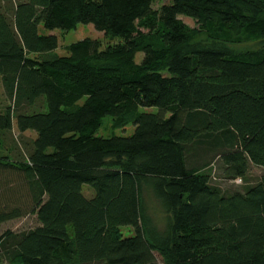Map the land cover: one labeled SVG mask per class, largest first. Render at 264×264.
Instances as JSON below:
<instances>
[{
	"label": "trees",
	"instance_id": "trees-1",
	"mask_svg": "<svg viewBox=\"0 0 264 264\" xmlns=\"http://www.w3.org/2000/svg\"><path fill=\"white\" fill-rule=\"evenodd\" d=\"M155 2L0 0V264H264V0Z\"/></svg>",
	"mask_w": 264,
	"mask_h": 264
},
{
	"label": "rangeland",
	"instance_id": "rangeland-1",
	"mask_svg": "<svg viewBox=\"0 0 264 264\" xmlns=\"http://www.w3.org/2000/svg\"><path fill=\"white\" fill-rule=\"evenodd\" d=\"M169 0H156L154 7L157 8L160 4L168 2ZM181 19L190 26H195V21L181 16ZM39 32L41 34H55L58 38V47L54 50L56 54L64 55L66 54L65 46L75 42L82 38H97L103 43H113V39L110 41H106V38L103 36V33L97 31L92 24H78L75 29H72L67 32H63L60 29L54 30H47L42 25L39 26ZM142 57V53L139 52L136 54V61H140ZM141 110L145 111H153L156 112V107H148V108H140ZM133 132V126L131 124H127L125 127H114L112 117L107 115L103 118L102 124L97 131V135L109 137L111 135H129ZM34 132L26 131L24 134H20L15 126H13L11 132L7 133L3 137V152L10 154L12 158L18 156V153L24 155L25 146H26V139H30L34 137ZM2 149H0L1 152ZM263 172V169L257 166H250L249 175L252 178H256ZM90 192L91 189L88 185H83V190L85 193H88V189ZM37 220L35 216L28 215L25 217L13 219L7 221L5 223L0 224V234L6 230L11 229L14 231H20L32 228L36 226ZM122 232L124 235H129L131 233V229L128 227H123Z\"/></svg>",
	"mask_w": 264,
	"mask_h": 264
}]
</instances>
